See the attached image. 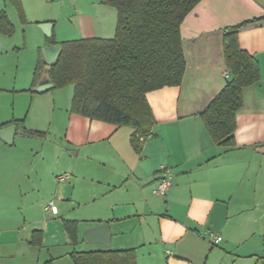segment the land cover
<instances>
[{
    "label": "crops",
    "instance_id": "1",
    "mask_svg": "<svg viewBox=\"0 0 264 264\" xmlns=\"http://www.w3.org/2000/svg\"><path fill=\"white\" fill-rule=\"evenodd\" d=\"M0 15L1 36L13 38L21 27L37 49L31 77L1 79L0 96L10 99L0 98V131L16 130L11 144L0 137V264H75V252L107 250L133 251L137 264H264V0H201L185 18L182 83L147 93L156 123L140 151L132 127L73 107L75 86L58 87L50 76L61 52L41 76L46 48L113 39L115 7L0 0ZM243 23L239 44L258 60L260 80L244 88L234 141L221 147L201 113L231 78L225 33ZM43 24L51 25L49 35ZM45 80L54 87L37 92ZM166 177L171 186L159 195ZM105 223L110 247L84 241L87 230ZM210 234L223 241L213 243Z\"/></svg>",
    "mask_w": 264,
    "mask_h": 264
},
{
    "label": "trees",
    "instance_id": "2",
    "mask_svg": "<svg viewBox=\"0 0 264 264\" xmlns=\"http://www.w3.org/2000/svg\"><path fill=\"white\" fill-rule=\"evenodd\" d=\"M201 0H103L118 12L113 39L66 42L50 76L58 87L75 86L73 107L83 115L134 129L137 151L155 126L147 93L182 83L186 62L181 26ZM0 15V22L4 20ZM246 23L227 29L224 55L231 78L204 112L203 123L217 146L230 147L243 106L244 88L260 80L258 60L243 50L238 34ZM74 242V229H70ZM75 264H137L133 251L72 254Z\"/></svg>",
    "mask_w": 264,
    "mask_h": 264
},
{
    "label": "rangeland",
    "instance_id": "3",
    "mask_svg": "<svg viewBox=\"0 0 264 264\" xmlns=\"http://www.w3.org/2000/svg\"><path fill=\"white\" fill-rule=\"evenodd\" d=\"M24 37L25 36L23 34V28L21 27L18 28V31L16 32L15 36H13V38H8L0 35V49L3 50L4 52L6 51V53H4L3 57L0 59V65L2 64L1 69L7 70L6 72L8 73L7 75L0 74V85H2L1 79L2 78L3 79L5 78L6 80L9 79L10 74L13 75V78H21L23 75H25V73H28L30 77L32 76L36 64L35 56L37 53V49H35L32 43L29 41L30 38L28 39V43H26ZM43 55L45 57L46 63L43 64L41 76H47L49 73L50 63L44 51H43ZM71 87L72 88H68V89L74 88L73 86ZM17 95H24V99H22L21 101L26 103V105L29 103V101L32 102L31 95L22 92L17 93ZM0 98L4 102L9 101L10 99L9 94L6 92H3ZM35 107L36 105H34V109ZM32 141H37V140H32ZM28 143L31 144L34 143V145L35 144L39 145L38 144L39 142L38 143L28 142ZM31 147L33 146L31 145Z\"/></svg>",
    "mask_w": 264,
    "mask_h": 264
},
{
    "label": "water",
    "instance_id": "4",
    "mask_svg": "<svg viewBox=\"0 0 264 264\" xmlns=\"http://www.w3.org/2000/svg\"><path fill=\"white\" fill-rule=\"evenodd\" d=\"M51 25L43 24L41 25V29L45 31L47 35L50 34ZM45 55L49 60V63L52 64L58 57L61 52V46L55 45L45 49ZM54 85L49 81L45 80L42 82L41 86L36 89L37 92H43L48 90L49 88H53ZM16 127L15 125H10L0 131V137L7 143L11 144L14 138ZM111 232L109 224L105 223L99 227L89 229L84 234V241L89 243H99L105 247L111 246Z\"/></svg>",
    "mask_w": 264,
    "mask_h": 264
},
{
    "label": "built area",
    "instance_id": "5",
    "mask_svg": "<svg viewBox=\"0 0 264 264\" xmlns=\"http://www.w3.org/2000/svg\"><path fill=\"white\" fill-rule=\"evenodd\" d=\"M68 176H69V174L61 175L60 177H58V180L62 181L64 179L68 178ZM170 186H171V181H170L169 178L166 177L159 184V187H158L156 193L159 194V195H165L168 192ZM47 208L52 213H54V214L57 213V208H56V206L53 203H50L49 205H47ZM210 237H211L212 242L215 243V244H219V243H221L223 241L222 237L214 235V234H210Z\"/></svg>",
    "mask_w": 264,
    "mask_h": 264
}]
</instances>
